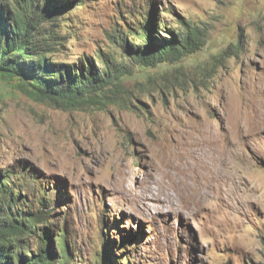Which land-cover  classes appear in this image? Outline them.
Returning <instances> with one entry per match:
<instances>
[{"label":"rangeland","instance_id":"374dc122","mask_svg":"<svg viewBox=\"0 0 264 264\" xmlns=\"http://www.w3.org/2000/svg\"><path fill=\"white\" fill-rule=\"evenodd\" d=\"M70 1L56 13L60 45L48 58L111 59L120 77L102 105L67 109L0 75V174L15 172L33 212L46 204L71 264H108L111 255L115 264L126 255L130 264H264V0ZM143 18L176 32L188 23L205 45L138 65L124 46ZM217 138L236 146L224 165L233 181L220 177L202 212L189 201L174 211L178 183L204 189ZM146 188L162 199L140 201Z\"/></svg>","mask_w":264,"mask_h":264},{"label":"trees","instance_id":"16d2710c","mask_svg":"<svg viewBox=\"0 0 264 264\" xmlns=\"http://www.w3.org/2000/svg\"><path fill=\"white\" fill-rule=\"evenodd\" d=\"M71 3L0 0V75L16 80L20 91L38 102L67 109L102 105V93L120 77V64L105 59L100 66L92 60L76 66L48 58L60 45L52 29L60 21L56 13ZM138 21L134 30L128 26L132 39L124 46L138 65L180 60L205 45L204 33L188 23L176 32L164 24L154 25L152 19ZM14 175V171L0 174V264H71L66 234H53L51 213L43 210L47 206L42 199L39 204L43 208L32 211ZM124 259L130 264L129 255ZM114 261L111 255L107 262Z\"/></svg>","mask_w":264,"mask_h":264},{"label":"bare ground","instance_id":"6f19581e","mask_svg":"<svg viewBox=\"0 0 264 264\" xmlns=\"http://www.w3.org/2000/svg\"><path fill=\"white\" fill-rule=\"evenodd\" d=\"M235 130H238V129H235ZM234 136H236V135H234ZM238 136H239V134H238ZM231 137H233V135ZM234 148L236 150V146L233 145V144H230L228 142V139L226 140L225 138H221V139L220 138H217L215 140V146H214L213 152L210 153V155L208 156V158L205 155V157H206V165H205L206 166V169L203 172H201V174H200V177H201V185L204 187V189L203 190H196V192L192 194V191L194 190L195 185L187 184V182H185V181L184 182H181V183H178V190L180 191V193H179V195L177 194V196H178V198L180 196V199L179 200L182 203L179 202L180 204H176L173 201H170L169 207L172 208V209H174V211L180 213L181 208H182V204H185V202L189 201L193 205V207H192L193 210H195L197 212H202L203 209L208 206L210 191H213V189H215L216 191L220 192V187H221L220 182H219L220 177L225 178L227 180L228 184H230L233 181V179H234V176H233L234 175L233 174L234 173V170H226L224 168V165H225V162H226V156H227V154L228 153H231ZM156 183H158V182H156ZM176 190H177V188H176ZM136 196H137V198L140 201L149 202V203L151 201H153V202L156 203V202H159L160 199H162V198L159 199L158 198L159 195L156 196V194H154L152 190H147V188H146V191H141L140 190L138 193H136ZM207 196H208V200H207ZM165 209H167V208H165Z\"/></svg>","mask_w":264,"mask_h":264}]
</instances>
